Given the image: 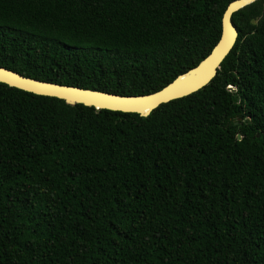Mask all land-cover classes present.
<instances>
[{"label":"trees","instance_id":"trees-1","mask_svg":"<svg viewBox=\"0 0 264 264\" xmlns=\"http://www.w3.org/2000/svg\"><path fill=\"white\" fill-rule=\"evenodd\" d=\"M229 1L0 0V66L146 94ZM232 21L210 82L146 116L0 82V264H264V0Z\"/></svg>","mask_w":264,"mask_h":264},{"label":"water","instance_id":"water-1","mask_svg":"<svg viewBox=\"0 0 264 264\" xmlns=\"http://www.w3.org/2000/svg\"><path fill=\"white\" fill-rule=\"evenodd\" d=\"M255 0H231L221 17L220 35L209 53L196 65L178 74L158 90L140 95L116 93L82 88L53 81L26 76L12 69L0 66V82L36 94L55 96L68 103H82L96 109L106 108L124 112L148 115L159 104L188 95L202 88L216 75L221 61L232 48L238 30L232 21V14ZM232 89V87H229ZM240 138V135H237Z\"/></svg>","mask_w":264,"mask_h":264}]
</instances>
